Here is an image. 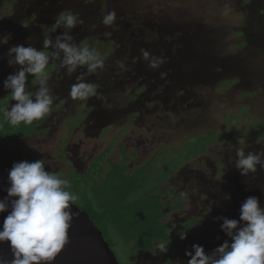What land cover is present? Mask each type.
<instances>
[{"label":"rangeland","instance_id":"1","mask_svg":"<svg viewBox=\"0 0 264 264\" xmlns=\"http://www.w3.org/2000/svg\"><path fill=\"white\" fill-rule=\"evenodd\" d=\"M111 11L116 20L105 26ZM67 12L78 14L75 42L98 49L104 66L86 75L95 95L80 101L68 93L86 66L69 76L50 59L53 103L33 121L37 131L23 139L24 154L73 183L72 172L86 173L106 150L114 161L128 157L131 167L151 162L143 177L152 192L167 190L168 205L182 203L165 219L194 228L183 240L172 234L182 248L168 246V258L130 257L131 243L113 231L108 239L119 261L187 264L196 243L210 254L231 240L215 218L239 219L249 196L264 207V167L246 176L235 167L236 148L264 152V0H0V109L17 103L3 84L21 67L9 66V50L31 44L50 54L42 42L62 34L51 25ZM142 49L162 59L158 67L148 66ZM26 84L34 96L38 79L28 74Z\"/></svg>","mask_w":264,"mask_h":264},{"label":"clouds","instance_id":"2","mask_svg":"<svg viewBox=\"0 0 264 264\" xmlns=\"http://www.w3.org/2000/svg\"><path fill=\"white\" fill-rule=\"evenodd\" d=\"M115 20L116 13L111 11L103 15L101 23L111 26ZM77 23L78 14L72 12L62 13L55 20L51 32L64 30L54 40L45 35L42 48L51 49L50 54L31 44L27 47L16 45L9 50L12 57L8 60L9 66L21 67L9 74L3 84L17 103L0 111L12 126L31 124L49 112L53 103L46 73L50 59H59L60 67L66 69L69 76L81 66H86V72L77 76L69 89L68 94L73 100L84 101L95 95V88L86 81V75L102 69L104 60L98 49L86 42H75L72 30ZM141 54L150 68L154 69L162 62L147 50L142 49ZM28 74L38 79L39 87L34 96L26 92ZM235 154V167L243 176L257 171L258 165L264 167V152L249 151L246 154L244 148H236ZM8 179V196L0 200V213L9 208V198L15 199H11V211L0 228V242L10 241L13 253L10 264H53L70 241L69 229L74 217L80 215L79 211L73 212L70 208V202L78 199L76 194L67 190L71 186L70 181L46 171L44 160L14 162ZM230 196V193L225 194V199H230ZM215 219L223 221L220 228L231 240H225L210 254L199 243L193 244L192 250L186 252L190 257L187 264H264V207H261L258 197L245 199L239 219L226 216ZM179 236L186 239L187 231L182 229ZM169 244L170 241L160 242L159 250L166 253ZM0 264H5V261L0 259Z\"/></svg>","mask_w":264,"mask_h":264},{"label":"trees","instance_id":"3","mask_svg":"<svg viewBox=\"0 0 264 264\" xmlns=\"http://www.w3.org/2000/svg\"><path fill=\"white\" fill-rule=\"evenodd\" d=\"M36 125L32 122L12 126L0 115V142L24 154L23 149L27 145L23 139L37 131ZM105 162L109 164L106 171ZM147 165L151 166V162L131 167L128 157L121 162L111 160L106 150L94 159L86 173L72 172L70 179L75 183L70 182V191L77 195L79 206L101 228L112 249V241L108 237H113V231H117L125 242L131 243L130 257L137 251H149L168 258V251L162 253L156 243L170 241L169 246L181 249V242L172 234L194 228V222L175 226L165 219L169 213L181 208L182 203L168 205V201L162 198L167 190L152 192L150 182L143 177ZM143 189H148L145 195L141 194Z\"/></svg>","mask_w":264,"mask_h":264},{"label":"water","instance_id":"4","mask_svg":"<svg viewBox=\"0 0 264 264\" xmlns=\"http://www.w3.org/2000/svg\"><path fill=\"white\" fill-rule=\"evenodd\" d=\"M21 161L33 162L20 150L0 142V200L8 196L9 170L14 162ZM11 199L15 198H9V208L0 213V228L11 211ZM70 208L73 212L79 211L80 215L74 217L69 229L70 241L53 264H122L90 214L76 203L70 202ZM0 259L5 264H10L13 259L10 241L0 242Z\"/></svg>","mask_w":264,"mask_h":264},{"label":"flooded vegetation","instance_id":"5","mask_svg":"<svg viewBox=\"0 0 264 264\" xmlns=\"http://www.w3.org/2000/svg\"><path fill=\"white\" fill-rule=\"evenodd\" d=\"M36 127H37V125H36ZM28 137V136H27ZM146 252H149V251H146Z\"/></svg>","mask_w":264,"mask_h":264}]
</instances>
